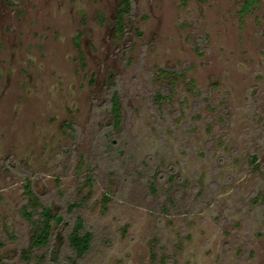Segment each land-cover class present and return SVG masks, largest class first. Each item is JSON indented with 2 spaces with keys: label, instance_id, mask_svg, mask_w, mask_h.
Here are the masks:
<instances>
[{
  "label": "rangeland",
  "instance_id": "obj_1",
  "mask_svg": "<svg viewBox=\"0 0 264 264\" xmlns=\"http://www.w3.org/2000/svg\"><path fill=\"white\" fill-rule=\"evenodd\" d=\"M243 2L132 0L118 29L120 0H0V264H264V0Z\"/></svg>",
  "mask_w": 264,
  "mask_h": 264
},
{
  "label": "trees",
  "instance_id": "obj_2",
  "mask_svg": "<svg viewBox=\"0 0 264 264\" xmlns=\"http://www.w3.org/2000/svg\"><path fill=\"white\" fill-rule=\"evenodd\" d=\"M254 0H244L241 5L242 9L248 8ZM132 0H120L119 9L117 12L118 19V29H122L124 15L129 12L131 7ZM158 94V93H157ZM110 100V112H112L114 117V126L119 122V113H118V101L117 94L115 91L111 92ZM255 158V155H253ZM78 202H70L67 204V209L71 210ZM40 212L41 216L43 214L42 223L43 226H40V229L34 235V245L37 247H51V240L57 238V233L51 228V225H61L65 224L64 217L61 213L56 212L53 208L47 204L40 203ZM66 237V247L74 254V256H66V259L75 263L76 259L83 256L84 253L90 248L92 233L89 229L85 228L83 223V218L80 215H76L75 219L72 222L71 227L69 228ZM56 250L52 249V259L55 262L60 261V253L62 247L56 245ZM161 264H167L161 260Z\"/></svg>",
  "mask_w": 264,
  "mask_h": 264
}]
</instances>
